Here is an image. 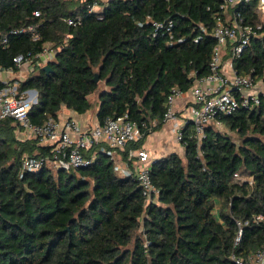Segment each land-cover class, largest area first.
Returning <instances> with one entry per match:
<instances>
[{"label":"trees","instance_id":"obj_1","mask_svg":"<svg viewBox=\"0 0 264 264\" xmlns=\"http://www.w3.org/2000/svg\"><path fill=\"white\" fill-rule=\"evenodd\" d=\"M220 2L0 0V36L9 39L0 44V67L17 71L15 54H35L50 44L49 69L18 79L20 90L37 91L33 123L58 117L62 108L85 113L102 81L98 124L126 112L138 122L156 119L157 131L170 88L186 93L208 72ZM259 3L251 0L242 10L264 31ZM77 15L79 24L66 23ZM167 21L170 30L153 25ZM30 23L38 24L37 40L10 33ZM232 62L238 73L264 83V34ZM16 131L12 119L0 120V264H235L232 255L246 258L264 242V219L251 220L264 216V102L222 116L220 128L207 124L200 143L187 123L182 155L170 151L151 164L158 189L151 203L133 175L114 170L113 159L99 150L87 167L20 175L24 154L49 148L17 140ZM147 135L116 149V157L128 161L129 149L141 148ZM234 173L250 175L253 184L235 180ZM237 221L242 234L234 245Z\"/></svg>","mask_w":264,"mask_h":264},{"label":"built area","instance_id":"obj_2","mask_svg":"<svg viewBox=\"0 0 264 264\" xmlns=\"http://www.w3.org/2000/svg\"><path fill=\"white\" fill-rule=\"evenodd\" d=\"M251 0H221L213 13L211 34L215 39L207 74L195 78L189 91L184 93L178 87L172 86L165 100L163 123L173 121L172 131L175 140L184 145L183 129L191 123L190 136L201 142L205 135V127L213 123L221 126V117L231 115L239 108L246 110L264 102V83L254 80L250 75L237 72L232 59L246 48L250 40L264 34L262 23H251L242 7ZM257 11L264 21V0H260ZM38 15V11L33 12ZM68 25H76L81 21L80 15L65 19ZM156 30L165 28L170 30L172 22L153 23ZM12 34H28L32 40L40 36L37 23H30L10 30ZM8 35L0 36V44H8ZM197 41V39H195ZM54 49L44 46L35 54H15L12 58L17 72L13 67H0V120L10 118L17 125L16 139L24 142L31 141L36 145L45 146L49 151L40 154H24L21 157L20 175L28 171H36L43 167H51L68 171L70 169L87 167L96 158L97 150L109 156L114 161V170L124 176L133 175L141 195L146 203L156 200L158 189L152 182L150 169L155 158H152L145 148L128 151L127 160L116 157V149L123 150L130 142L142 139L146 132L150 133L157 124L153 119L150 123L138 122L128 114L108 116L102 124L97 122L81 125L75 118L67 116H48L41 123L30 120L29 111L37 102L35 89L20 90L18 79L26 77L38 67L47 65L52 59ZM225 54L229 58L225 59ZM184 96V108L174 109L177 97ZM157 158V157H156ZM234 179L253 184L250 175L234 173ZM264 216L253 215L251 220L258 221ZM238 225L234 238L236 245L242 234V224ZM248 220L244 222L247 224ZM235 264H264V242L246 258L231 256Z\"/></svg>","mask_w":264,"mask_h":264},{"label":"crops","instance_id":"obj_3","mask_svg":"<svg viewBox=\"0 0 264 264\" xmlns=\"http://www.w3.org/2000/svg\"><path fill=\"white\" fill-rule=\"evenodd\" d=\"M179 100H177L174 104V109L176 111L182 110L184 108L183 107L184 99H179ZM95 113L96 112H94L93 115L89 114L88 111H86L85 113H76L68 108H62L59 111L58 116H63V117L70 116V117L75 118L81 125L89 126L96 122ZM173 124H174L173 121L168 120L162 125V127L159 130L152 132L145 139L144 144L142 145V148H145L149 152L152 158L159 157L170 151H175L177 153L183 152V146L179 142L174 141L175 142L174 144L170 140V138H167V136H165V134L162 132V129L164 128H167L168 131H172ZM152 134H154L153 137H151ZM151 138L153 140H149Z\"/></svg>","mask_w":264,"mask_h":264},{"label":"rangeland","instance_id":"obj_4","mask_svg":"<svg viewBox=\"0 0 264 264\" xmlns=\"http://www.w3.org/2000/svg\"><path fill=\"white\" fill-rule=\"evenodd\" d=\"M101 1H106V0H101ZM48 47L49 48H51V49H53V47L50 45V44H48ZM0 77H3V73H0ZM105 88V85H104V83L102 82V81H100L99 82V84H98V89L94 92V93H92L91 95H89V100H90V102H91V107H90V109L88 110V112H89V114H94V112H95V110H96V103H97V97H98V93H99V90H101V89H104ZM180 99H185V97L182 95L181 97H180ZM177 100H179V97H177ZM176 100V101H177ZM175 101V102H176ZM180 101V100H179ZM184 101V100H183ZM164 124V123H163ZM218 128H220V127H218ZM152 132H154V131H151L150 133H148V135H147V137L152 133ZM162 132L165 134V136H167V138H170V140L175 144V142L174 141H176L175 140V133H173V131H168L167 130V128H164V129H162ZM153 135L154 134H152V136L151 137H153ZM232 137H234L235 138V134H232L231 135ZM146 137V138H147ZM149 140H153L152 138L151 139H149ZM177 150V149H176ZM181 155H182V152L180 153Z\"/></svg>","mask_w":264,"mask_h":264},{"label":"water","instance_id":"obj_5","mask_svg":"<svg viewBox=\"0 0 264 264\" xmlns=\"http://www.w3.org/2000/svg\"><path fill=\"white\" fill-rule=\"evenodd\" d=\"M43 69L48 70V69H49V66H48V65H44V66H43ZM95 79H97V77H96Z\"/></svg>","mask_w":264,"mask_h":264}]
</instances>
